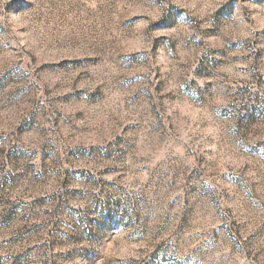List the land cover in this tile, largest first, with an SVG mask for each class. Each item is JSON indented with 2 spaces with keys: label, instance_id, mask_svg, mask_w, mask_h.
<instances>
[{
  "label": "rangeland",
  "instance_id": "1",
  "mask_svg": "<svg viewBox=\"0 0 264 264\" xmlns=\"http://www.w3.org/2000/svg\"><path fill=\"white\" fill-rule=\"evenodd\" d=\"M0 264H264V0H0Z\"/></svg>",
  "mask_w": 264,
  "mask_h": 264
}]
</instances>
